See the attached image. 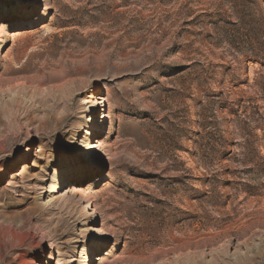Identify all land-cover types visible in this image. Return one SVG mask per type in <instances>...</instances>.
<instances>
[{"label":"rangeland","instance_id":"1","mask_svg":"<svg viewBox=\"0 0 264 264\" xmlns=\"http://www.w3.org/2000/svg\"><path fill=\"white\" fill-rule=\"evenodd\" d=\"M0 264H264V0H0Z\"/></svg>","mask_w":264,"mask_h":264},{"label":"bare ground","instance_id":"2","mask_svg":"<svg viewBox=\"0 0 264 264\" xmlns=\"http://www.w3.org/2000/svg\"><path fill=\"white\" fill-rule=\"evenodd\" d=\"M9 8H10V7H8L7 9L4 8L3 10H4V11H5V10H6V11H10ZM93 120H94V121H97V116H95ZM82 153H83V156L85 157L86 161H88V163H91V162H92L91 159H93V156H92L90 153H88L87 150L82 151ZM98 153H99L98 150H94V154H95V155L98 154ZM94 158H95V157H94ZM81 163H84V162H81ZM79 165H84V164H79ZM57 184H58V181H57L55 184L52 185L51 188H53V190H51V191H47V193H48V192H53V191L57 188Z\"/></svg>","mask_w":264,"mask_h":264},{"label":"trees","instance_id":"3","mask_svg":"<svg viewBox=\"0 0 264 264\" xmlns=\"http://www.w3.org/2000/svg\"><path fill=\"white\" fill-rule=\"evenodd\" d=\"M232 46H233V45H232ZM233 47L237 48L238 46H233Z\"/></svg>","mask_w":264,"mask_h":264}]
</instances>
